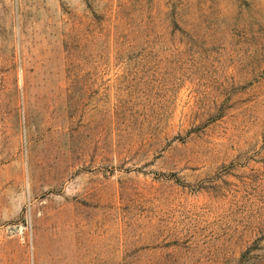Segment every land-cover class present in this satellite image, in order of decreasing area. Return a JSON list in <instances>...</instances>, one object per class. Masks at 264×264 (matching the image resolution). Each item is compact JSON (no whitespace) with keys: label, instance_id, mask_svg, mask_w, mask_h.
<instances>
[{"label":"rangeland","instance_id":"374dc122","mask_svg":"<svg viewBox=\"0 0 264 264\" xmlns=\"http://www.w3.org/2000/svg\"><path fill=\"white\" fill-rule=\"evenodd\" d=\"M0 264H264V0H0Z\"/></svg>","mask_w":264,"mask_h":264}]
</instances>
